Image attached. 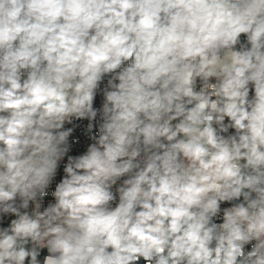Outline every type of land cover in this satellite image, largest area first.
I'll return each mask as SVG.
<instances>
[{"label": "clouds", "instance_id": "9594fccd", "mask_svg": "<svg viewBox=\"0 0 264 264\" xmlns=\"http://www.w3.org/2000/svg\"><path fill=\"white\" fill-rule=\"evenodd\" d=\"M0 264H264V0H0Z\"/></svg>", "mask_w": 264, "mask_h": 264}, {"label": "built area", "instance_id": "2783aa9c", "mask_svg": "<svg viewBox=\"0 0 264 264\" xmlns=\"http://www.w3.org/2000/svg\"><path fill=\"white\" fill-rule=\"evenodd\" d=\"M82 150V149H81Z\"/></svg>", "mask_w": 264, "mask_h": 264}]
</instances>
